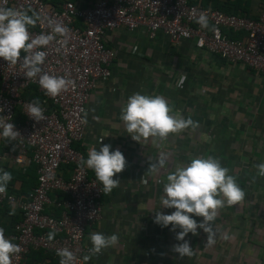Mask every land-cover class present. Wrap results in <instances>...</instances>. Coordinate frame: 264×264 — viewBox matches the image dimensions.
<instances>
[{
    "label": "crops",
    "instance_id": "0c3cea01",
    "mask_svg": "<svg viewBox=\"0 0 264 264\" xmlns=\"http://www.w3.org/2000/svg\"><path fill=\"white\" fill-rule=\"evenodd\" d=\"M74 1L76 6L84 3ZM63 2L55 4L58 7ZM263 8L261 0H249L246 17L256 19ZM145 33L142 28L132 32L116 29L106 31L102 38L115 57L110 77L96 84L85 104V131L89 130L90 137H83L78 146L86 161L90 147L99 150L108 144L110 151L122 152L126 167L114 177L119 186L101 196L100 219L85 230L83 258L90 255L92 233L117 234L120 243L91 255L86 262L82 259V264H264V176H259L256 168L264 163V79L242 64L194 48L190 41L173 46L160 32L158 41H142ZM155 37L147 36V40ZM135 93L163 96L173 114L191 119L198 127L156 143L151 139L140 144L133 141L120 117ZM0 150H12L4 138H0ZM216 154L222 157L217 158L221 166L236 178L245 199L238 206L223 207L229 211L240 208L233 211L239 214L234 222L230 218L225 221L223 208L219 210L213 222L214 245L205 246L207 234L198 229V235L185 237L193 254L180 258L172 250L173 245L182 243L175 240L180 229L173 232L171 225L162 228L154 223L156 211H175L160 209L166 177L174 167L187 166L193 158H216ZM161 155L169 157L168 164L158 173L150 171V164ZM4 167L19 169L1 161L0 169ZM86 171L88 178L95 179L93 170L86 167ZM59 174L67 179L69 171ZM13 187L18 189L19 183L14 182ZM44 212L59 214L49 206ZM4 222L0 216V225Z\"/></svg>",
    "mask_w": 264,
    "mask_h": 264
},
{
    "label": "built area",
    "instance_id": "2783aa9c",
    "mask_svg": "<svg viewBox=\"0 0 264 264\" xmlns=\"http://www.w3.org/2000/svg\"><path fill=\"white\" fill-rule=\"evenodd\" d=\"M85 4L78 7L66 0L57 7L43 0H0L2 8L25 10L41 17L35 27L29 28L33 37L49 34L53 26L49 21L69 29L66 38L57 36L39 50L47 53L42 65L45 72L75 82L74 89L69 87L52 98L41 89L38 78L26 79L21 63L8 66L0 59V117L8 118L20 133L17 140H7L12 150L2 151L0 162L22 171L33 164L36 174L35 186L27 193L0 194V205L6 204L20 217L6 237L21 248L13 264H25L30 250L49 253L59 264L57 250L63 248L74 253L76 264H82L85 230L100 219L102 185L87 177L86 167L80 163L84 155L73 145L83 139L85 104L91 92L99 81L110 77L115 52L103 44L106 31L142 28L149 39L160 32L173 46L190 41L194 48L228 63L242 64L264 79V8L256 19H250L189 0H92ZM201 14L206 15L208 28L196 22ZM224 31L238 33L240 38L230 39ZM30 86L42 95L39 104L46 119L40 122L27 116L33 100L20 98ZM15 109L21 121H14ZM61 166L69 167L67 179L59 174ZM54 192L65 198L51 201L49 196ZM48 206L59 210L58 216L44 213Z\"/></svg>",
    "mask_w": 264,
    "mask_h": 264
},
{
    "label": "clouds",
    "instance_id": "9594fccd",
    "mask_svg": "<svg viewBox=\"0 0 264 264\" xmlns=\"http://www.w3.org/2000/svg\"><path fill=\"white\" fill-rule=\"evenodd\" d=\"M41 17L36 13L29 15L28 11L14 8L0 7V59L8 63V66H15L21 63L25 69L26 79H37L39 86L44 93L52 98L58 97L61 93L68 91L69 87L75 88V82L63 76L50 75L45 72L42 65L45 62L47 53L40 51L46 48L57 36L65 37L69 31L66 27L54 22L52 31L49 34H40L33 37L30 27H35ZM201 28H208L206 15L201 14L196 21ZM21 53L25 55L22 57ZM44 110L39 100L28 105L27 116L40 122L45 120ZM120 119L124 123L126 131L131 139L137 143H153L166 140L170 134H178L190 127L195 129L198 125L191 119H184L182 116L173 114V109L163 96H149L135 93L130 96L121 110ZM87 122L86 120L84 121ZM0 138L11 143L20 138V133L8 118L0 117ZM103 140L99 143L101 144ZM111 146L104 144L97 150L90 147L87 160H81L82 166L94 171L95 179L102 185V195L111 193L120 184L114 177L123 172L126 167V159L122 152L117 149L110 151ZM169 157L161 155L156 161L150 164L149 170L158 173L168 164ZM258 175L264 176V163L256 165ZM229 170L222 167L218 159L214 157L193 158L187 165L176 167L170 172L164 184L161 196V208L175 209L171 214L155 212L154 223L167 228L171 225L170 231L176 233L175 240L182 243L173 245L172 250L180 258L191 256L193 248L190 242L185 239L190 233L198 235V229L207 234L205 246H212L216 242V232L213 222L221 208L235 206L243 203L245 192L237 184L236 178L229 175ZM12 180V174L0 169V194L6 193L7 185ZM193 217L202 218L197 222ZM53 234L49 235V239ZM224 239H228L227 236ZM92 247L90 255L85 256L88 261L91 255L99 254L102 250L114 247L120 243L117 234L105 236L102 233H92L90 236ZM21 252L19 245L14 244L5 237L4 229L0 228V264H13V257ZM60 257L59 264H76V256L67 248L58 249Z\"/></svg>",
    "mask_w": 264,
    "mask_h": 264
},
{
    "label": "trees",
    "instance_id": "16d2710c",
    "mask_svg": "<svg viewBox=\"0 0 264 264\" xmlns=\"http://www.w3.org/2000/svg\"><path fill=\"white\" fill-rule=\"evenodd\" d=\"M44 1V0H43ZM60 0H49L50 4L56 6V2ZM66 1V0H64ZM71 2H75L74 0H70ZM84 3H82L80 6H86V2L89 3L92 0H83ZM264 3V0H261ZM190 3H199L201 6L210 8V9H215L218 11H221L225 14H232V15H240L243 17H246L248 13V5H249V0H189ZM79 7V6H78ZM30 15V14H29ZM31 28V27H30ZM225 34L230 39H238L240 38V35L238 33H232V32H226L224 31ZM20 98L22 100H30L32 99L33 101L39 100V102L42 100V95L37 93L36 88L33 86L28 87L27 89L23 90L20 93ZM22 117L19 114L18 109H15L14 111V121H21ZM73 148L81 151L83 153V149L78 146V144H74ZM6 149V148H3ZM2 150H0L1 152ZM84 155V153H83ZM4 171H8L12 174V180L8 183L6 192L9 194L17 195V194H23L27 193L30 191L36 183V174H35V166L33 164H29L25 167L24 171L22 169H12L10 167H4ZM59 171L62 173H66L69 171L68 166H61L59 168ZM63 179H66L63 177ZM19 183V188L15 189L13 187L14 182ZM51 200L54 201H61L65 198V196L59 192H54L50 196ZM56 211L59 210H54ZM47 213V212H44ZM0 216L5 218V222L2 223L0 226L2 229H4V234L10 235L13 231V225L17 223L20 220L19 214L8 207L6 204H1L0 205ZM25 264L31 263V262H41L46 260L48 263L47 264H55L56 259H53L52 256L49 253H45L41 250H30L28 254L26 255L25 258Z\"/></svg>",
    "mask_w": 264,
    "mask_h": 264
},
{
    "label": "rangeland",
    "instance_id": "374dc122",
    "mask_svg": "<svg viewBox=\"0 0 264 264\" xmlns=\"http://www.w3.org/2000/svg\"><path fill=\"white\" fill-rule=\"evenodd\" d=\"M160 36V34L159 33H156V37H155V39L154 40H151V41H149V40H147V35H146V33L142 36V41H148V42H155V41H158L161 37H159ZM84 120H87V115L85 114L84 115ZM83 137L84 138H89L90 137V133H89V130H84V133H83ZM192 147V146H191ZM215 157H216V159L217 158H221L222 159V157L219 155V154H216L215 155ZM174 169H176L175 167H174ZM260 191L261 190H263V189H259ZM250 200H252V199H247V201H249L250 202ZM264 200V199H263ZM264 204V203H263ZM263 204L262 205H260V208H262V206H263ZM240 205V204H239ZM236 206H238V205H236ZM237 208H238V210H237ZM236 209H233V210H227L226 208L224 209H222L221 210V213L222 214H224V216H225V221L227 220V219H229L230 218V221L232 222H234L235 220L234 219H236L237 217H238V213L237 214H235V213H233V211L235 210H237V212L238 211H240V208L239 207H237ZM216 224H218V223H216Z\"/></svg>",
    "mask_w": 264,
    "mask_h": 264
}]
</instances>
